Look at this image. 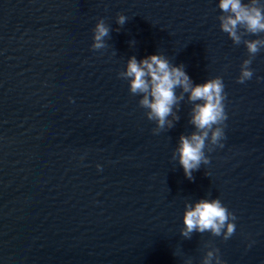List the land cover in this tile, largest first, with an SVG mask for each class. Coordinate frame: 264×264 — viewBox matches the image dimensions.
<instances>
[{
	"label": "water",
	"instance_id": "1",
	"mask_svg": "<svg viewBox=\"0 0 264 264\" xmlns=\"http://www.w3.org/2000/svg\"><path fill=\"white\" fill-rule=\"evenodd\" d=\"M218 5L0 0V264H203L217 248L225 264H264V48L238 83L247 48L222 31ZM100 19L107 47L93 50ZM151 55L193 87L223 79L224 146L206 140L210 162L191 180L178 149L202 101L175 88L173 126L154 134L143 94L119 77ZM215 198L234 234L183 236L188 207Z\"/></svg>",
	"mask_w": 264,
	"mask_h": 264
},
{
	"label": "clouds",
	"instance_id": "2",
	"mask_svg": "<svg viewBox=\"0 0 264 264\" xmlns=\"http://www.w3.org/2000/svg\"><path fill=\"white\" fill-rule=\"evenodd\" d=\"M218 6L227 14L218 17L222 31L227 33L236 45L243 43L247 48L248 58L243 61L241 73L237 79L238 83L243 84L253 77L254 73L250 66L256 54L264 48V36L258 39H244L246 35L260 36L264 33V3H261V0H248L247 3L243 0H219ZM126 21L125 15H118V25L123 26ZM93 31L92 49L106 48L104 38L109 35L110 27L103 19H100ZM119 77L132 78L131 94H143L139 105L144 109H150L146 114L148 119L157 122V127L153 129L154 134H159L166 123L169 128L173 126L167 117L172 114V106L177 101L175 88L182 87L184 92L190 91L192 101H202L193 109L192 123L198 131L194 132L190 138L182 135L178 149L184 173L188 179H193V171L199 170L201 163L206 165L210 162L204 151L206 140L210 137L211 145L224 146L221 143L225 137L222 125L228 117L225 112L226 93L222 77L209 79L193 87L183 66L170 67L169 61L162 55H151L140 62L133 56L128 61L126 72L119 73ZM259 79L264 80V77ZM212 150L214 147L209 149V151ZM97 167L101 166L97 165ZM235 220L234 213L230 212L220 199L201 200L194 208L188 207L184 215L186 227L181 234L189 237L193 231L210 232L213 236L222 235L225 240H228L235 232ZM213 259L216 264H225L219 256L218 248L214 252L207 253L203 264H212Z\"/></svg>",
	"mask_w": 264,
	"mask_h": 264
}]
</instances>
